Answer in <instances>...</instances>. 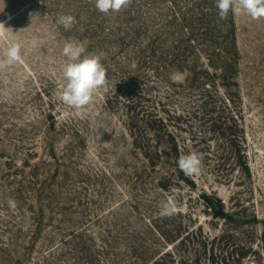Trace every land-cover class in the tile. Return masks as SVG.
Returning a JSON list of instances; mask_svg holds the SVG:
<instances>
[{"label":"rangeland","instance_id":"rangeland-1","mask_svg":"<svg viewBox=\"0 0 264 264\" xmlns=\"http://www.w3.org/2000/svg\"><path fill=\"white\" fill-rule=\"evenodd\" d=\"M0 10V56L22 45L0 71V264H264V18L221 20L215 0ZM67 41L107 70L80 109L59 99ZM191 152L189 187L178 160Z\"/></svg>","mask_w":264,"mask_h":264},{"label":"clouds","instance_id":"clouds-1","mask_svg":"<svg viewBox=\"0 0 264 264\" xmlns=\"http://www.w3.org/2000/svg\"><path fill=\"white\" fill-rule=\"evenodd\" d=\"M131 3L132 0H94L95 8L103 14L118 13ZM215 7L221 20L227 19L230 12L248 16L252 20L264 18V0H215ZM56 23L68 30L76 23V19L72 15H60ZM8 30L12 31L0 22V33ZM62 54L67 58L63 68L66 83L59 99L71 108H83L91 102L95 90L107 86V70L101 63L100 55L87 53L85 45L79 41L65 42ZM21 60V43L11 42L0 56V71ZM178 167L186 176L198 175L202 169V158L196 152L182 155L178 160ZM161 212L163 215H171L172 209L162 205Z\"/></svg>","mask_w":264,"mask_h":264},{"label":"trees","instance_id":"trees-1","mask_svg":"<svg viewBox=\"0 0 264 264\" xmlns=\"http://www.w3.org/2000/svg\"><path fill=\"white\" fill-rule=\"evenodd\" d=\"M169 135H173L171 134V132H169ZM148 160L152 161L150 158H148ZM168 174V172H166ZM166 178H164L165 180ZM184 182H189V187H192L193 184H190V182L195 183V178L194 176H183V178H181ZM162 187H164V184L162 185ZM203 194V198L204 201L206 202L207 205H209V207L215 211V213L220 214V213H225L224 209H225V205L223 203V200L221 198H217L215 196H213V194L210 192L208 193L207 191L202 192ZM215 197V198H214Z\"/></svg>","mask_w":264,"mask_h":264}]
</instances>
